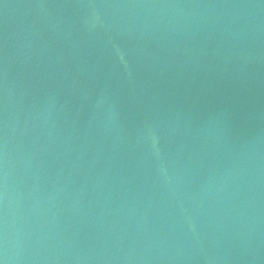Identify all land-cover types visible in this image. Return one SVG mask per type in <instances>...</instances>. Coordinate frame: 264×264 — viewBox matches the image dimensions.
<instances>
[{"label": "water", "instance_id": "obj_1", "mask_svg": "<svg viewBox=\"0 0 264 264\" xmlns=\"http://www.w3.org/2000/svg\"><path fill=\"white\" fill-rule=\"evenodd\" d=\"M0 264H264V0H0Z\"/></svg>", "mask_w": 264, "mask_h": 264}]
</instances>
